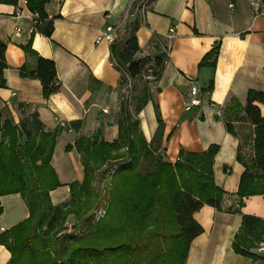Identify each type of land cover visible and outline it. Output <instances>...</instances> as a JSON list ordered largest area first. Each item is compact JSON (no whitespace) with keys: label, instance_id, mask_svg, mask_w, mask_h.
Here are the masks:
<instances>
[{"label":"crops","instance_id":"0c3cea01","mask_svg":"<svg viewBox=\"0 0 264 264\" xmlns=\"http://www.w3.org/2000/svg\"><path fill=\"white\" fill-rule=\"evenodd\" d=\"M141 1L135 58H152L161 52L167 55L160 77L151 82V99L139 113L146 140H151L157 127V105L164 122V155L171 157L168 161L174 162L180 149L202 152L218 145L213 178L225 195L220 208L204 204L192 214L202 232L190 240L183 264H256L251 257L236 253L232 241L242 214L264 219V195L238 203L235 193L243 171L236 160L238 140L225 130L220 112L230 97L244 104L248 89L264 91L261 0H49L45 10L53 18L50 36L34 30L24 0L16 5L0 3V40L6 44L7 64L6 85L0 87V113L16 125L36 113L44 129L56 132L51 164L62 185L50 191V198L54 204L66 200L68 184L84 176L80 153L75 147L66 150V145L80 135L99 133L106 141L117 136L119 81L126 73L111 55V43L96 38L108 23L116 28L117 39L120 26L135 17ZM134 2L136 7L130 9ZM28 42L39 55L55 62L59 88L48 97L43 96L37 78L20 72L23 64L29 68L35 64L23 47ZM216 43L214 66L200 65ZM191 87L198 89L200 104L178 123L179 109L189 101ZM258 105L264 115V105ZM148 106L155 113L152 123L146 117ZM77 120L78 126L72 123ZM59 189L64 198L55 201L53 193ZM7 195L19 196L21 209L14 220L0 225V231L28 216L22 196ZM250 251L262 256L264 264V243ZM9 259L10 252L0 245V264Z\"/></svg>","mask_w":264,"mask_h":264},{"label":"trees","instance_id":"16d2710c","mask_svg":"<svg viewBox=\"0 0 264 264\" xmlns=\"http://www.w3.org/2000/svg\"><path fill=\"white\" fill-rule=\"evenodd\" d=\"M18 1L0 0V3L16 5ZM48 1L24 0L27 9L35 15L32 18V21L35 20L34 30L46 36H50L53 29V18L48 17L45 10ZM136 2L130 9L136 7ZM261 2L264 5V0ZM139 18L137 11L126 25L127 36L122 41L115 39L110 45V52L130 79L145 74L156 81L167 55L161 52L152 58H135L139 50L135 34ZM23 47L26 53L35 58V64L32 68L23 64L20 72L37 78L42 85L43 96L48 97L59 88L55 62L39 55L31 48L30 42ZM5 49V42L0 40V87L6 85ZM217 50L218 43L204 56L200 65L214 66ZM151 61L152 65L146 67ZM147 68L151 73H145ZM122 77L119 88L123 83ZM151 96V91L145 85L142 93L136 97L133 108L129 107L126 99H121L115 116L117 136L113 140L106 141L100 138L99 133L88 137L80 135L72 145L65 147L66 150L76 148L84 169L81 181L68 184L71 199L75 197L74 186L86 183L96 165L106 160L120 159L123 165L120 164L116 171L117 177L109 194L110 204L112 208H118L120 218L125 219L130 231L129 238L139 226L141 229L148 228L149 234L145 238H137L134 244L121 242L106 245L103 249L78 247L71 251L68 264H86L88 255L99 259V264H183L190 240L202 232V227L192 214L204 204L220 208L225 191L215 184L213 178V159L218 145L212 144L202 152L180 149L174 162L166 160L162 147L164 122L157 105V127L150 141L146 140L140 128L139 113ZM258 104L264 105V91L248 89L244 104L236 97H230L220 112L225 130L238 140L236 160L242 164L243 171L235 194L240 205L243 198L264 195V115ZM72 123L78 126L80 121ZM55 141L56 132L44 129L36 113L22 118L18 125L9 118L1 120L0 113V197L19 193L28 209V216L24 220L0 231V245L10 252L7 264H52L43 251L47 244L46 232L61 221L69 204L68 201L54 204L50 198V191L62 185L51 164ZM145 157L151 159L152 169L142 173L138 170V164L139 159ZM164 210L169 211L177 227L175 233L167 235L158 231L164 222ZM229 210L238 212V209L231 207ZM42 224L45 230L40 233ZM152 237L159 238L158 242L169 258H163L160 250H157L159 253L156 252L152 259L142 260L139 250ZM259 243H264V219L242 214L232 241L234 251L254 259L258 255L250 250ZM63 251H67V246Z\"/></svg>","mask_w":264,"mask_h":264},{"label":"rangeland","instance_id":"374dc122","mask_svg":"<svg viewBox=\"0 0 264 264\" xmlns=\"http://www.w3.org/2000/svg\"><path fill=\"white\" fill-rule=\"evenodd\" d=\"M141 7V6H140ZM139 12V11H138ZM141 13V11H140ZM133 19V18H132ZM128 21L126 20L120 30H118V40L122 41L127 36L128 29H126ZM152 61L146 64V67L152 65ZM145 73H151L147 68ZM123 83L120 88V101L127 100L129 107L133 108L136 103V97L142 93L143 87L151 91V82L153 77L145 74L130 79L128 76L123 75ZM152 94V91H151ZM129 97V98H128ZM119 101V102H120ZM183 104V103H182ZM148 106L146 110V117L151 123L155 121V113L153 109ZM119 107L117 108L116 114ZM194 113V109L186 111L184 105L179 109L177 119L178 123L181 119L188 117ZM8 118L1 114V120ZM85 137L92 135H82ZM161 156L163 153L158 151ZM167 160H171L169 153L166 155ZM121 160H106L100 165H96L90 172L89 180L82 186H74L75 197L71 199L69 196L66 200L68 206L65 208L61 221L52 229L46 232V247L45 257L50 260L52 264H68L71 259V251L80 248H97L103 249L106 245H115L121 242L136 243L137 238L146 237L148 228H137L131 238L128 237L129 229L126 227L124 218H120L118 208H112L110 204L109 194L116 180V171L121 166ZM123 165V164H122ZM152 169L151 159L148 157L139 159L138 170L142 173ZM80 183V182H77ZM58 193V194H56ZM1 199L2 212L0 217V225L3 222H11L20 212V199L17 195H3ZM64 196L63 190L59 189L53 193V200L59 201ZM64 198V197H63ZM52 201V200H51ZM63 202V201H62ZM61 203V202H60ZM59 204V203H57ZM169 211L164 210L162 215L164 222L159 226L158 231L161 230L162 234H172L177 231L173 220L171 219ZM148 221V220H147ZM36 222L33 220L32 226ZM159 225V224H158ZM111 228V229H110ZM45 226L42 224L39 227V232H43ZM157 231V232H158ZM158 237H152L145 245L139 250V256L142 260L149 261L156 254L157 250L161 253L163 258H169L168 253L162 250L161 244L158 242ZM166 245H169L166 243ZM260 243L257 245L259 246ZM67 246V251H63ZM168 247V246H166ZM165 247V249H166ZM157 252V254L159 253ZM47 255V256H46ZM86 264H99V259L95 256H86ZM99 260V261H98ZM256 264H262L263 257L257 256L253 259ZM179 260H177L178 262Z\"/></svg>","mask_w":264,"mask_h":264},{"label":"built area","instance_id":"2783aa9c","mask_svg":"<svg viewBox=\"0 0 264 264\" xmlns=\"http://www.w3.org/2000/svg\"><path fill=\"white\" fill-rule=\"evenodd\" d=\"M146 1V0H144ZM141 3V7L138 5L137 10L141 11L143 10V1L140 2ZM35 15L31 14V17L33 18ZM33 23L35 22V20L32 21ZM116 39V28L114 27V25L108 24L106 23V25L104 26V28L102 29V32L97 36L96 40L100 41V40H105L108 41L110 43H112L114 40ZM201 101V98L198 94V89L196 87H191L190 89V99L188 102L185 103V109L189 110L191 109L193 106L199 105Z\"/></svg>","mask_w":264,"mask_h":264}]
</instances>
